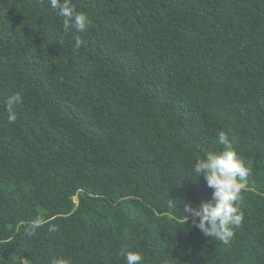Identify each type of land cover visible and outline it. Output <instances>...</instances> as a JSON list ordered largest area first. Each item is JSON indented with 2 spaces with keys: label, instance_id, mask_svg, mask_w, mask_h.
Masks as SVG:
<instances>
[{
  "label": "trees",
  "instance_id": "obj_1",
  "mask_svg": "<svg viewBox=\"0 0 264 264\" xmlns=\"http://www.w3.org/2000/svg\"><path fill=\"white\" fill-rule=\"evenodd\" d=\"M72 4L84 32L0 0V264H264V0ZM220 131L250 166L228 245L180 213Z\"/></svg>",
  "mask_w": 264,
  "mask_h": 264
},
{
  "label": "clouds",
  "instance_id": "obj_2",
  "mask_svg": "<svg viewBox=\"0 0 264 264\" xmlns=\"http://www.w3.org/2000/svg\"><path fill=\"white\" fill-rule=\"evenodd\" d=\"M49 6L56 10L57 15L64 18L63 27L67 31L84 32L89 25V18L84 12H78L72 0H48ZM75 46H81L79 36L76 37ZM22 102L19 92L9 96L6 101L7 119L14 123L17 119L14 107ZM217 143L221 146L219 151H208L205 155L194 161L193 174L196 178L203 177L210 188L211 197L207 201L195 204L193 201L183 200L184 223L191 218L192 225L199 229L206 237L230 244L235 230L244 220L238 201L241 198L245 181L249 175L250 166L233 148L232 141L224 131L217 134ZM194 179V180H195ZM177 207V202L175 201ZM42 221L36 220L31 224L32 230L37 229ZM126 264H140L143 257L137 251L122 249L120 253ZM53 264H70L66 259H57Z\"/></svg>",
  "mask_w": 264,
  "mask_h": 264
},
{
  "label": "rangeland",
  "instance_id": "obj_3",
  "mask_svg": "<svg viewBox=\"0 0 264 264\" xmlns=\"http://www.w3.org/2000/svg\"><path fill=\"white\" fill-rule=\"evenodd\" d=\"M74 201L77 202V198L76 197L74 198Z\"/></svg>",
  "mask_w": 264,
  "mask_h": 264
}]
</instances>
